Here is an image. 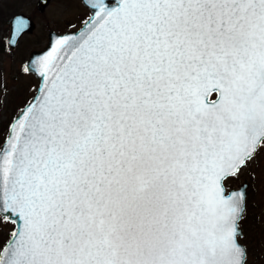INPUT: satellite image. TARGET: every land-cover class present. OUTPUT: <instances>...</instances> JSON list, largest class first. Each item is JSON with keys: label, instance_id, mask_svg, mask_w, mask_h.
<instances>
[{"label": "snow or ice", "instance_id": "6c2138e0", "mask_svg": "<svg viewBox=\"0 0 264 264\" xmlns=\"http://www.w3.org/2000/svg\"><path fill=\"white\" fill-rule=\"evenodd\" d=\"M59 2L85 13L21 60L0 119V264H251L264 0ZM33 28L11 19L0 66Z\"/></svg>", "mask_w": 264, "mask_h": 264}, {"label": "rangeland", "instance_id": "374dc122", "mask_svg": "<svg viewBox=\"0 0 264 264\" xmlns=\"http://www.w3.org/2000/svg\"><path fill=\"white\" fill-rule=\"evenodd\" d=\"M38 0H4L0 4V35H7L9 30V18L18 12H24L30 16L35 26L31 35H25L21 39L20 47L10 58L3 57L0 66L3 76L0 86L7 88L6 93H0V119L4 125L22 104L28 95V85L34 83L28 78L18 76V67L30 51L40 48L44 43V37L49 28L62 29L65 20H75L84 15L85 9L75 3H63L59 0H50L41 13L37 9ZM39 38V39H38ZM248 182L251 207L248 220L245 224L246 243L251 252V264H264V161L257 164L250 175L241 177Z\"/></svg>", "mask_w": 264, "mask_h": 264}, {"label": "water", "instance_id": "95a60500", "mask_svg": "<svg viewBox=\"0 0 264 264\" xmlns=\"http://www.w3.org/2000/svg\"><path fill=\"white\" fill-rule=\"evenodd\" d=\"M16 15H23L24 17L30 18L32 24L35 26V22H34V20H33L30 16H28L27 14H25L24 12H18V13H15L14 15H12V16L9 18V23L11 22V19H12L13 17H15ZM33 50H34V49H33ZM33 50H32V51H33ZM244 182H246V181H244ZM246 183L248 184V182H246Z\"/></svg>", "mask_w": 264, "mask_h": 264}]
</instances>
